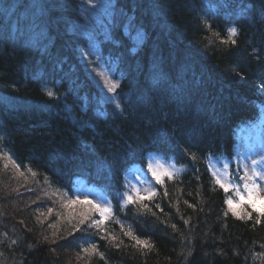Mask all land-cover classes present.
I'll return each mask as SVG.
<instances>
[{
    "label": "trees",
    "instance_id": "trees-1",
    "mask_svg": "<svg viewBox=\"0 0 264 264\" xmlns=\"http://www.w3.org/2000/svg\"><path fill=\"white\" fill-rule=\"evenodd\" d=\"M12 1L0 0V90L12 103L0 117V264H264V202L229 206L204 163L209 151L233 152L237 129L264 106V0H106L100 20L88 0ZM62 31L83 40L63 46L61 68L37 86L25 66ZM95 48L122 77L118 105L88 86ZM72 61L81 70L68 71ZM18 93L28 101L14 113ZM153 151L183 171L122 204L123 171ZM79 174L113 203L97 228V205L72 191Z\"/></svg>",
    "mask_w": 264,
    "mask_h": 264
},
{
    "label": "rangeland",
    "instance_id": "rangeland-1",
    "mask_svg": "<svg viewBox=\"0 0 264 264\" xmlns=\"http://www.w3.org/2000/svg\"><path fill=\"white\" fill-rule=\"evenodd\" d=\"M88 1L90 5L94 6L93 8H90L89 11L92 13V16L95 19L100 20V15H98L96 9H99L103 12L105 11L106 14L104 15H109L110 11H108L106 0ZM104 18H106V16ZM104 18L101 15V19ZM141 37H143L142 32L136 30L134 41L136 43L139 42L141 40ZM90 53L94 55V57L98 55L96 48L92 49ZM102 64L100 67L97 66L96 70L99 76H102V80H100L102 86L104 87L106 92H109L110 96H113V91L114 89H116L115 83L117 82V80H115L104 69H102ZM113 97L115 100V96ZM245 133L246 134H244V136L246 138V141L240 149L241 156H239L238 158L234 157L232 159L231 157H227L224 155H211L208 158V167H210V171L212 172V174L213 172H215L217 174L215 175L216 178L217 176H219L224 183L230 185L229 188L233 187L235 194L236 188L238 187L240 192L239 197L245 195L241 187L244 185V183L235 179L234 177H232V175H237L238 179L242 178V173L240 172V170H245L248 176H252L253 167L257 168L258 171H264V162L258 163L257 165H252L253 159L257 161H264V120L259 129V137L256 136L255 131L251 128H248ZM149 164H151L156 170V175H153V172L149 170ZM225 165H227V167H225ZM164 170L168 172H176L180 169L172 157L169 158L167 156H162L155 153L147 156L144 164L132 165V167L127 170L124 176V197L126 198L128 195L130 197L133 192H138L142 195L147 194L149 192V189H151L154 184L158 182L157 177H159V174L161 172H164ZM255 182L259 185L258 195H256L255 200H257V203H262L264 201V181L260 180L259 177H256ZM77 183V190H79V194L84 195V192L88 191L89 187L83 185L80 180L77 181ZM94 187V194L89 193L90 198L93 201L98 202V204H100L101 206H107V200L104 197L107 196V194L105 193L104 188L97 186ZM101 197L103 198L100 199Z\"/></svg>",
    "mask_w": 264,
    "mask_h": 264
},
{
    "label": "bare ground",
    "instance_id": "bare-ground-1",
    "mask_svg": "<svg viewBox=\"0 0 264 264\" xmlns=\"http://www.w3.org/2000/svg\"><path fill=\"white\" fill-rule=\"evenodd\" d=\"M29 0H14V2L12 1V4L14 5H17V7H21L22 5H24L25 2H28ZM15 10H17V8L14 7ZM122 12L120 11H117L115 12V15L118 16L120 15ZM129 17H132L133 16V13L128 11L126 13ZM131 21V19H128ZM79 20L78 19H73L69 21V24H78ZM132 22V21H131ZM73 31L72 32H82V27H81V24L78 26V27H73ZM80 28V29H79ZM54 31V29H53ZM83 40V36L80 35V34H75V33H69L67 31H62V33L59 34L58 38H56V40L52 43V45L48 48V46L46 45V43H43L42 44V48L43 50L45 51V53H47L48 49L50 48H54V50L49 53L47 55V57H44V58H33L31 60V66L29 68V66H25L27 68V73L29 76H31L32 79H34V83H36L37 86H44L45 82L49 81L52 77V75H46L47 71H49L48 69H53L55 68L56 70L60 69L61 68V65H62V60H63V57L60 55L59 52H61V50H63V46L65 45H73V44H78L80 43L81 41ZM49 41V40H48ZM51 42V41H49ZM133 46H137V44H134L132 45L131 47ZM135 48H133L134 50ZM80 61L82 62V59L79 58ZM106 63L107 65L110 66V71H113L115 67H117V64H115V61L110 59V58H107L106 57ZM172 63V62H171ZM67 64V68H68V71H76V69H80L81 68L78 66V63L76 61H72V62H66ZM84 66H87L85 68V71H86V75L88 76L89 78V83H88V86L91 87V89L95 88L96 86H98L100 84V80L102 79V76H99L98 72H97V65H94V64H83ZM167 66L170 65V61L167 59ZM174 66V65H172ZM177 68L174 67L173 69V75L176 76L178 74L177 72ZM26 75V74H25ZM128 75V74H126ZM191 80L194 78L191 77L190 78ZM28 80V78H27ZM119 81H122V77L119 76V79L117 80V82L115 83V86L116 88L118 87V84H119ZM152 83V81H150ZM149 82V83H150ZM99 87V86H98ZM181 92H179V97L177 98V102L181 105H184L185 107H187V101L189 99V97H186L187 94L189 95H192L191 92H186L184 88L180 89ZM179 90V91H180ZM202 90V89H201ZM1 91L0 90V100L2 98H4V101L0 103V117H2V112L1 111H5V112H8L9 111V108L11 106V102L8 101L7 99H5V97L2 96L1 94ZM64 91V89H63ZM200 91V90H199ZM13 103L16 105V109L14 110V113L17 112V113H20V109L22 108L21 105L24 106H27L25 105L28 101L27 98H23V96H20L19 93L13 97ZM135 100L134 99H129L127 104L129 105V103H134ZM94 110L95 112L94 113H101L102 115L105 114V111H104V108L101 109V105H98L97 107H94ZM7 121H8V117L7 115H5V123L7 125ZM48 151V149H44V151H41V153H43L44 155L46 154V152ZM11 155L14 156V154L10 153ZM59 161H63V159H60ZM60 162V163H61ZM184 169V166L182 167ZM82 246L83 248H87L85 247L83 241H82ZM82 249V248H81ZM80 249V250H81ZM84 254V256H86V260L89 261L90 258H89V252H82ZM81 253V254H82Z\"/></svg>",
    "mask_w": 264,
    "mask_h": 264
},
{
    "label": "snow or ice",
    "instance_id": "snow-or-ice-1",
    "mask_svg": "<svg viewBox=\"0 0 264 264\" xmlns=\"http://www.w3.org/2000/svg\"><path fill=\"white\" fill-rule=\"evenodd\" d=\"M231 33L232 35H235V30H231ZM233 43H235V41H232ZM112 90V89H110ZM49 95H52V93H49ZM261 162H264V161H257L255 159L252 160V165H257L258 163H261ZM5 167H7V165H5ZM225 167H227V165H225ZM149 170L153 172V175H156V170L153 168V166L151 164H149ZM213 175H217L215 172H213ZM256 177H259L260 180L264 181V171H258L257 168L253 167L252 168V176H247L245 177L246 180H251V184L249 183H245L244 185V188H245V191L248 193L249 196H252L254 194L258 195V189H259V185L255 182V178ZM157 180L159 182V177H157ZM217 184L220 185L221 188H224L225 191H228L229 189V186L228 184L224 183L222 181V179L217 176V180H216ZM236 194L239 196L240 195V192H239V189L238 187L236 188ZM88 203H91L90 201H88ZM226 203L231 206L232 204V200L229 199L226 201ZM51 211V210H49ZM106 211L104 209L101 210V215H103V212ZM234 215L236 213H233ZM247 215H250V214H247ZM259 222V221H257ZM96 223H101V221H97ZM85 252H88L89 249H84ZM92 251L95 252V245L92 246Z\"/></svg>",
    "mask_w": 264,
    "mask_h": 264
}]
</instances>
